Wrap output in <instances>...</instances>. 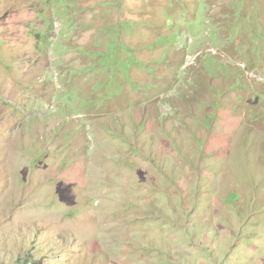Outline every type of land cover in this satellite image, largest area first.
Returning <instances> with one entry per match:
<instances>
[{"label": "rangeland", "instance_id": "374dc122", "mask_svg": "<svg viewBox=\"0 0 264 264\" xmlns=\"http://www.w3.org/2000/svg\"><path fill=\"white\" fill-rule=\"evenodd\" d=\"M264 264V0H0V264Z\"/></svg>", "mask_w": 264, "mask_h": 264}, {"label": "trees", "instance_id": "16d2710c", "mask_svg": "<svg viewBox=\"0 0 264 264\" xmlns=\"http://www.w3.org/2000/svg\"><path fill=\"white\" fill-rule=\"evenodd\" d=\"M18 264H28L27 262H24V263H22L21 261H19V263Z\"/></svg>", "mask_w": 264, "mask_h": 264}]
</instances>
